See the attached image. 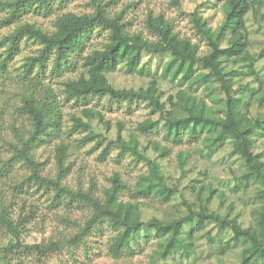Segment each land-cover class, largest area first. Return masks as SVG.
<instances>
[{"label": "rangeland", "instance_id": "374dc122", "mask_svg": "<svg viewBox=\"0 0 264 264\" xmlns=\"http://www.w3.org/2000/svg\"><path fill=\"white\" fill-rule=\"evenodd\" d=\"M223 1L180 0V7L176 8L169 0H61L50 13L44 14L32 6L19 19L10 22L4 21L8 11L0 6V213L5 210L14 222L27 217V223L18 228L22 244L67 243L83 230L93 213L92 206L80 195L89 194L103 201L114 178L121 184L119 201L134 206L143 222L151 218L171 221L184 216L188 213V204L198 209L197 193L203 197L210 189L214 194L207 205L209 211L219 214L230 211L229 216L236 217L243 228L259 230L255 210L263 204L258 193L261 186L250 177L245 179L243 160L233 150L231 140L208 149L204 141L206 132L191 135L185 129L175 137L167 132L164 123L141 133L137 129L139 124L158 117L146 103L67 95L65 84L85 72L83 58L108 43L107 30L91 29L83 36L80 49L57 70L53 68L51 55L43 67L36 63L26 71L27 61L37 58L41 50V45L26 38L18 42L9 60L5 58L8 43L3 39L18 25L35 24L51 33L59 14H91L97 4L109 17L118 18L128 34H140L151 41H155V36L148 28L147 18L162 15L172 24L178 38L189 39L197 47L198 56H204L208 47L196 33L190 14L197 10L202 19L216 29L223 20ZM249 1L252 5L244 20L247 43L244 58L222 59L221 67L233 76L232 88L236 94L243 96V115L259 119L264 113V0ZM169 60L168 52L144 53L138 72L129 73L122 62L106 76L118 89L137 90L155 81L164 102L177 91L185 90L204 100L211 112L222 115L219 112L223 110L224 95L219 85L209 79L205 84L190 88L181 81L180 75L174 78L171 73H163ZM195 68L196 74L207 72L201 64ZM244 87L248 88L243 90ZM30 96L45 103L49 121V132L32 144L30 156L39 165V175L54 180L59 174L56 150L64 147L60 185L69 193H58L52 187L46 189L34 179H28L31 168L22 159L14 158L33 130L29 116L21 109L23 101ZM119 127L125 140L135 137L144 156L149 160L157 159L161 164L167 183L176 189L168 201L152 193L137 192L141 177L148 175L147 159L137 160L117 145ZM253 138L252 152L264 165V129L254 132ZM161 148H167L163 158L159 157ZM195 225V220L184 225L182 234L188 235ZM89 232L81 243L64 246L40 260L34 255L15 259L11 256L7 264H239L244 251L251 246L242 241L227 245L231 230H220L215 223L207 222L202 230L193 234L189 255L175 253L162 260L157 254L159 238L155 231L142 227L131 248L114 258L108 251L114 236L112 227L103 221ZM14 242L15 238L0 223V256L10 254L9 247ZM0 264L3 263L0 261ZM253 264H264V258Z\"/></svg>", "mask_w": 264, "mask_h": 264}, {"label": "trees", "instance_id": "16d2710c", "mask_svg": "<svg viewBox=\"0 0 264 264\" xmlns=\"http://www.w3.org/2000/svg\"><path fill=\"white\" fill-rule=\"evenodd\" d=\"M169 2L176 8L180 7V0H169ZM59 3L61 0H8L0 1V6L8 11L4 21L10 22L19 19L29 7L36 6L37 11L46 14L54 10L55 4ZM251 5L249 0H224L223 20L216 29H212L197 10L190 14L196 33L208 47V53L204 56H198L197 47L189 39L178 38L173 31L172 24L162 15L148 16L147 18L148 28L155 36V41H151L140 34H128L120 20L116 17H109L102 6L98 4L91 14L76 15L70 12L59 14L54 22L55 30L51 33L42 30L35 24L25 23L18 25L3 40L8 43V47L5 49L7 60L17 50L18 42L24 38L41 45L39 56L30 58L25 64L26 71L36 63L39 67H43L46 59L51 55H53V68L57 70L62 62L67 61L71 54L80 49L83 36L91 29L98 27L107 30L108 43L103 49L94 50L83 58L85 72L77 80L65 84L67 95L80 98L107 97L118 102L146 103L151 108V113L158 114V117L155 121L147 120L139 124L137 129L141 133L149 132L159 126V123H164L167 132L175 137L185 129L191 135H200L206 132L204 141L208 149L220 145L225 140H231L233 150L243 160L246 169L245 179L250 177L261 186L258 193L263 204L255 210L260 224L259 230L250 227L243 228L236 217L229 216L230 211L224 214L209 211L207 205L214 194V191L210 189L203 197L197 193L198 209H194L192 204H188V213L184 216L171 221L151 218L143 222L134 206L119 201L118 189L121 184L114 178L111 187L104 193L103 201H99L89 194L80 195L92 206L93 213L83 230L65 244L59 241L22 244L18 239V228L22 223H27V217H20L17 222H14L3 210L0 213V223L15 238V242L9 247L10 254L0 256V261L3 264H7L8 258L11 256L15 259L34 255L36 259L40 260L59 252L64 246L69 247L81 243L84 236L103 221H106L114 231L108 248L110 255L114 258H118L131 248V244L136 242L137 233L142 227L155 231L158 236L157 254L159 259L165 260L175 253L189 255L193 234L202 230L207 222L215 223L220 230L227 228L231 230L232 236L227 245L239 241L251 244L250 248L244 251L239 264H253L255 260L264 258V165L252 152L254 132L264 129V113L259 119H248L243 115L241 107L243 96L236 94L232 88L233 76H229L221 67L222 59L244 58L247 45L244 20ZM164 52L170 54V60L163 69L164 74L171 73L174 78L180 75L181 81H185L190 88L205 84L209 79L219 85L218 89L224 95L223 110L219 112L222 115L211 112L204 100L198 99L185 90L177 91L174 96L167 98V102H164L162 101L163 93L158 89V84L155 81L150 82L146 88L134 90L118 89L107 79L106 75L114 71L122 62L129 73H135L138 72L144 53L156 55ZM262 54L264 55V49ZM199 64L207 71L206 73L196 74L195 67ZM247 88L244 87L243 90ZM44 104L39 103L33 96L23 101L21 109L29 116L33 130L27 141L23 143L22 149L18 150V156L14 158H20L29 165L32 173L28 179H34L38 185L46 189L52 187L58 193H69L60 185V177L64 171V147L60 146L56 150L55 160L59 174L54 180L41 177L38 173L39 165L30 156L32 144L49 132V121L45 111L47 108ZM121 129L119 127L116 135L117 145L128 151L137 160H146L147 158L138 149L137 139L131 136L125 140L122 137ZM166 155L167 148H161L159 157L163 158ZM180 164L183 169L182 157ZM147 166L148 175L141 177L137 192L141 195L152 193L161 200L168 201L176 189L167 183L162 166L157 159H147ZM194 220L196 222L194 229L188 235H183L184 225Z\"/></svg>", "mask_w": 264, "mask_h": 264}]
</instances>
